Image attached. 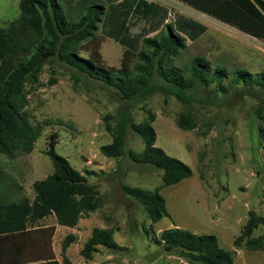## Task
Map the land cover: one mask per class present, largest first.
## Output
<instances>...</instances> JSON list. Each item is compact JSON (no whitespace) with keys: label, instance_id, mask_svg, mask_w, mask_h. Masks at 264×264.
<instances>
[{"label":"rangeland","instance_id":"obj_1","mask_svg":"<svg viewBox=\"0 0 264 264\" xmlns=\"http://www.w3.org/2000/svg\"><path fill=\"white\" fill-rule=\"evenodd\" d=\"M20 1L0 0L1 27H8L20 17ZM147 1L169 9L168 23L181 14L206 25L207 31L198 40L187 41V49L175 64L183 68L193 58L204 57L213 69L225 68L221 82H196L186 91L189 102L183 103L167 92L172 88L156 76L152 84L167 90L125 100L117 89L61 62L54 54L46 55L37 82L26 84L27 113L31 123L41 128L40 133L32 153L19 152L13 157L0 153V200L9 203L34 197V183L54 172L47 152L56 133L55 152L84 174L102 197L101 208L82 218L74 228L76 241L66 253L69 261L191 264L178 250L165 252L154 238L176 226L198 235L217 236L222 248L235 252L234 264H264V248L248 250L246 239L241 247L235 245L243 235L250 212L264 218V139L260 133L264 126V86H246L234 79L239 69L251 78L264 74V40L176 0ZM77 2L64 0L73 16ZM101 3L109 6L108 0ZM130 27L134 36L156 35L142 19L133 18ZM125 51L114 39L99 34L82 44L80 55L88 58L93 54L102 67L113 71L122 68ZM149 114L156 117V146L193 171L192 177L177 185L165 187L163 171L137 164L128 156L129 151H144L145 143L132 126L143 122ZM181 114L190 115L195 124L192 131L179 127ZM122 118L129 125L126 154L108 158L101 147L113 142V132ZM124 186L159 191L166 200L163 219L153 225L143 207L125 193ZM39 224L53 225L57 220L51 216ZM95 228L114 229V240L120 248L100 247L93 259L87 260L81 250ZM59 229L54 241L62 256V243L73 233ZM262 236L264 225H259L251 239Z\"/></svg>","mask_w":264,"mask_h":264},{"label":"trees","instance_id":"obj_2","mask_svg":"<svg viewBox=\"0 0 264 264\" xmlns=\"http://www.w3.org/2000/svg\"><path fill=\"white\" fill-rule=\"evenodd\" d=\"M101 1L78 0L74 7L76 15L73 16L64 6V0L63 3L59 0H21L20 17L8 27L0 26L1 154L13 157L19 152L30 154L34 150L41 128L31 123L27 113L26 84L37 82L46 55L54 54L61 62L117 89L125 100L145 97L159 89L167 90L152 84L156 76L172 88L167 92L183 103L189 102L186 91L194 87L196 82L209 84L223 79L225 68L213 69L211 63L201 56L193 58L183 68L175 64L181 52L187 49V41L198 40L207 31L206 25L181 14L168 23L169 9L147 0H122L119 3L108 0V7ZM176 1L264 40V0ZM133 18L144 20L150 32L156 35L153 38L132 35L130 21ZM99 34L114 39L126 48L120 70L105 69L93 54L88 58L80 55L82 44L95 39ZM234 76L236 82L246 86H264V74L251 78L246 71L239 69ZM262 119L264 122V117ZM155 120V115L149 114L143 122L132 126L142 137L145 149L142 153L129 151L128 156L137 164L150 165L163 171L164 186H174L192 177L193 171L156 146L157 135L153 127ZM178 124L185 131L195 128L189 114H181ZM128 126L127 119L122 118L115 132L107 127L114 133V137L111 144L101 147L104 156L121 158L126 154ZM260 133L264 139V126ZM57 140L58 135L55 133L47 152L53 162L54 172L34 183V197H23L9 203L0 200V239L33 238L40 255L47 260L55 259L51 249L48 253V247L57 227H44L39 223L54 216L58 226L73 229L82 218L102 206L99 189L91 185L87 177L74 169L66 158L55 152ZM123 188L127 195L143 207L153 225L163 219L166 200L159 191L129 186ZM259 225H264V218L250 212L243 235L235 245L241 247V242L246 239L248 250L263 249L264 236L251 239ZM115 233L114 229L95 228L81 250V255L92 260L100 247L119 249L114 240ZM154 238L165 252L178 250L182 256L190 259L191 264H234L235 252L222 248L215 235H198L175 226ZM75 241L74 234L64 239L63 264H71L66 253ZM52 264L59 263L54 261Z\"/></svg>","mask_w":264,"mask_h":264},{"label":"crops","instance_id":"obj_3","mask_svg":"<svg viewBox=\"0 0 264 264\" xmlns=\"http://www.w3.org/2000/svg\"><path fill=\"white\" fill-rule=\"evenodd\" d=\"M41 225H44V227L51 226L45 224H41ZM53 225L57 227L56 233L52 241L50 242L49 247L48 246L47 247L49 254H50V249L53 251L55 259L47 260L46 258H44V256L40 255L39 250L36 248L37 243L36 241H33V238L30 240L29 238L21 239L19 237H8V238L0 239V252L2 253V264H52V262L54 261H56L59 264H63V261L61 260L62 256H60V253L58 252L54 241L58 231H60L59 228L61 226H58L57 224H53ZM61 228H65V227H61ZM65 229H69V228H65ZM69 230H72V233L74 234L73 231L74 228ZM38 247L40 248L41 246ZM70 263L75 264L71 261Z\"/></svg>","mask_w":264,"mask_h":264}]
</instances>
